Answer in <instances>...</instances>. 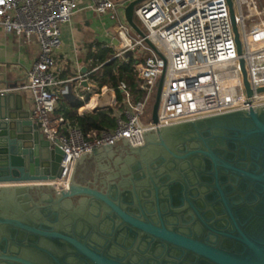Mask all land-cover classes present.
I'll use <instances>...</instances> for the list:
<instances>
[{
	"label": "water",
	"instance_id": "water-1",
	"mask_svg": "<svg viewBox=\"0 0 264 264\" xmlns=\"http://www.w3.org/2000/svg\"><path fill=\"white\" fill-rule=\"evenodd\" d=\"M143 1L124 10L140 36ZM30 114L25 94L0 95V264H264V105L120 137L80 155L66 189L51 184L62 152Z\"/></svg>",
	"mask_w": 264,
	"mask_h": 264
},
{
	"label": "built area",
	"instance_id": "built-area-1",
	"mask_svg": "<svg viewBox=\"0 0 264 264\" xmlns=\"http://www.w3.org/2000/svg\"><path fill=\"white\" fill-rule=\"evenodd\" d=\"M97 15H109L114 21L113 39L117 42L112 58L131 54L136 61L138 94L126 83L117 86L108 106L115 117V128L84 134L61 116H54L59 94V74L55 53L61 48V27L70 22L80 0H0V27L36 42L39 53L28 70L26 81L16 87L0 86V95L28 92L33 102L30 120L50 144L62 152L61 176L67 188L70 173L80 155L114 144L120 137L132 145L141 144V133L150 129L264 105V21L252 26L250 18H260L253 0H231L239 34L241 53H237L226 0H145L133 12L138 35L126 22L124 6L112 0H88ZM248 10V14L244 10ZM121 11V12H120ZM141 23L144 30L140 28ZM134 31L138 37L131 35ZM147 41L155 48L153 50ZM142 56V61L139 57ZM251 91L248 97L242 65ZM161 75L164 76L157 111H151ZM155 99V97H154ZM146 124L141 117L148 110Z\"/></svg>",
	"mask_w": 264,
	"mask_h": 264
},
{
	"label": "crops",
	"instance_id": "crops-1",
	"mask_svg": "<svg viewBox=\"0 0 264 264\" xmlns=\"http://www.w3.org/2000/svg\"><path fill=\"white\" fill-rule=\"evenodd\" d=\"M112 1L115 4H122L125 10L127 5L135 0ZM88 5V0H80L78 10L70 22L61 27L62 46L54 55L60 70L58 91L60 96H63L62 104L72 106L76 101H82L83 105L77 110L78 114L90 113L98 106L109 107L108 104L115 94L110 92L112 88L109 86L98 88L89 79V75L100 67L95 66L93 58L105 51L109 52L106 56L113 59L117 42L113 39L114 21L109 15L95 14ZM38 53L36 42L27 43L23 38L6 33L0 27V65L5 66V75L9 77L7 86L16 87L26 81L27 72L36 61ZM14 94H25L27 102L33 108L28 92ZM89 94L90 99L85 101ZM104 98L107 100L102 103ZM16 102L20 106L21 101L15 100L14 106ZM56 108H59V104Z\"/></svg>",
	"mask_w": 264,
	"mask_h": 264
},
{
	"label": "trees",
	"instance_id": "trees-1",
	"mask_svg": "<svg viewBox=\"0 0 264 264\" xmlns=\"http://www.w3.org/2000/svg\"><path fill=\"white\" fill-rule=\"evenodd\" d=\"M109 52H102L93 58L95 66H100L89 75V79L98 88L109 86L115 91V97L119 101L121 94L117 90L119 83L124 82L133 92L138 83L136 74V59L131 54H126L123 59L116 57L109 59ZM97 64V65H96ZM90 99V94L85 97V101ZM63 96H60L57 104L59 108L54 111V116H61L69 124L76 125L80 130L87 134L90 131H103L115 128L116 122L113 111L110 107L98 106L90 113L78 114L77 110L83 105L82 101H76L74 105L62 104Z\"/></svg>",
	"mask_w": 264,
	"mask_h": 264
},
{
	"label": "rangeland",
	"instance_id": "rangeland-1",
	"mask_svg": "<svg viewBox=\"0 0 264 264\" xmlns=\"http://www.w3.org/2000/svg\"><path fill=\"white\" fill-rule=\"evenodd\" d=\"M253 2H254V4L256 5V7H257V11H259V12H261L262 13V15H261V17L260 18H257V17H252V18H250L249 20H248V22H247V25L249 26H252V25H254L255 23H257V22H259L260 20H263L264 21V0H253ZM244 13L245 14H248V10L247 9H245L244 10ZM134 21H135V19H134ZM136 24H138L139 26H140V28L142 29V30H144V27L141 25V23L140 22H138L137 21V19H136ZM131 35L133 36V37H135V38H137L138 37V35L134 32V31H131ZM139 61H142V56L141 57H139ZM113 89V88H112ZM139 92H138V90L135 88V90H133V94L134 95H137ZM154 97L155 96H153V100H154ZM106 100H107V98H104V101H102V103H105L106 102ZM149 111H150V108H148V110H147V112H146V114L144 115V116H142L141 117V122H142V124H146V121L145 120H148V119H145V118H147V117H149Z\"/></svg>",
	"mask_w": 264,
	"mask_h": 264
}]
</instances>
